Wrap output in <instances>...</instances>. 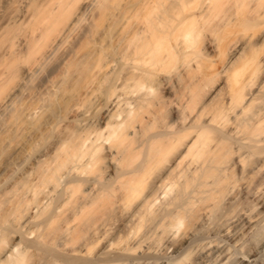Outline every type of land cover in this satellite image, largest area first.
Listing matches in <instances>:
<instances>
[{"label": "bare ground", "instance_id": "1", "mask_svg": "<svg viewBox=\"0 0 264 264\" xmlns=\"http://www.w3.org/2000/svg\"><path fill=\"white\" fill-rule=\"evenodd\" d=\"M0 264H264V0H0Z\"/></svg>", "mask_w": 264, "mask_h": 264}]
</instances>
